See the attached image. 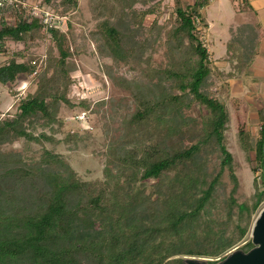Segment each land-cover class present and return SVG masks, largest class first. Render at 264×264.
I'll list each match as a JSON object with an SVG mask.
<instances>
[{"label":"trees","instance_id":"trees-1","mask_svg":"<svg viewBox=\"0 0 264 264\" xmlns=\"http://www.w3.org/2000/svg\"><path fill=\"white\" fill-rule=\"evenodd\" d=\"M42 1L60 15H69L78 6V0ZM208 3L209 0H194L191 4L173 0L170 12L173 25L164 43L169 51L180 54L182 66L154 68L151 76L172 81L179 93L151 98L131 92L136 109L129 120L139 126L149 121L160 123L165 112L179 110L184 96L189 94L192 101L205 110L202 138L172 153L157 155L151 147L143 155L133 157L131 151L125 160L139 169L141 180L159 179L165 172L193 161L202 148L212 142L219 152L218 172L206 187L192 194L185 206L168 210L160 223L141 224L127 230L118 227L126 213L115 209L107 212L109 222L105 220L95 225L100 212H106L111 204L109 192L100 184L94 187L81 180L64 164L60 154L44 148L36 164L11 152L0 151V264H186V258H168L174 254L219 256L251 229L264 200V118L258 129L251 167L253 173H258L254 178L256 190L250 202L236 204L233 195L238 179L225 133L231 119L229 107L215 92L204 89L213 66L200 40L196 19L201 28L207 26L200 10ZM152 12L146 9L140 15ZM141 20L139 18V25ZM41 29L44 27L37 18H30L20 7L13 8L0 21V53H8V42L28 47ZM72 31L70 20L65 21L64 30H49L58 55L53 54L52 48L48 50L45 69L35 74L38 77L35 90L18 100L13 115L0 118V145L16 139L41 145L56 141L44 131L35 132V128L57 122L61 104L74 105L70 96L71 86L76 83L71 74L75 68L71 60L74 52L67 46ZM91 35L99 41L97 47L101 54L129 67L141 60L149 43L148 37L139 40L135 29L122 27L108 17L97 21ZM33 59L34 56L20 50L10 53L8 59L0 63V83L11 84L20 75L32 74L36 70ZM116 83L129 89L125 79ZM85 100L79 102L86 106ZM230 101L235 103V100ZM237 131L238 134L245 131L244 125H238ZM224 170L232 182L228 205L230 209L237 206L234 230L228 236L217 231L211 238L193 243L195 232L191 228L212 199ZM254 214L257 215L253 218ZM245 244L248 249L242 251L254 247L251 237ZM226 255L218 260H207L206 264H216Z\"/></svg>","mask_w":264,"mask_h":264},{"label":"rangeland","instance_id":"rangeland-1","mask_svg":"<svg viewBox=\"0 0 264 264\" xmlns=\"http://www.w3.org/2000/svg\"><path fill=\"white\" fill-rule=\"evenodd\" d=\"M22 1L31 3L33 0ZM36 1L46 4L42 0ZM221 3L220 7L215 2L205 9V15L211 20L210 50L216 65L220 64L219 56L226 55L228 51L227 41L233 21L231 1L222 0ZM172 8L173 0H78L77 8L69 15H60L54 11L73 24V36L69 35L67 46L74 52L71 60L75 68L71 74L76 78V83L71 86L70 92L74 105L70 107L61 104L57 122L35 128V132L44 131L52 135L55 142L46 141L41 145L16 139L0 145L1 152H11L36 164L43 149H50L60 154L64 164L81 180L94 187L99 184L106 187L111 204L106 212L97 213L99 216L95 225L105 220L109 222L110 214L107 212L113 209L126 213L118 225L120 228L133 230L141 224L160 223L168 210L185 206L192 194L206 187L219 170V152L212 142L203 147L193 161L165 172L159 179L141 180L139 169L125 160L129 152L133 151V157L141 156L151 147L155 148L157 155L172 153L199 142L203 135L205 110L192 101L189 94L184 96V104L180 109L166 111L160 123L149 121L139 126L129 121L136 109L131 92L151 98H160L169 92L179 93L172 81L151 76L154 68L182 66L180 54L169 51L164 43L167 31L173 25L170 19ZM146 9H152L153 12L142 17L140 13ZM104 17L122 27L135 29L139 40L148 37L149 43L141 60L135 62L133 67L115 63L98 50L99 41L92 37L91 32L96 29L97 21ZM139 18H142L140 25ZM7 47V54L0 53V63L7 60L10 53L20 50L27 56L35 57L38 74L46 67L50 48L55 56L58 55L50 33L45 29L39 31V36L29 42L28 47L14 42H8ZM239 70L242 68L238 66L221 69L213 67L204 86L205 91L215 92L229 107L231 119L225 133L238 179V187L233 195L236 204L250 202L256 190L254 178L258 173H253L251 167L258 129L264 118L263 105L253 116L242 112L240 108L239 118L236 119L231 104L224 97L220 82L227 78V73L235 74ZM37 79V75L32 73L20 75L11 84L0 83V118L14 114L18 100L35 90ZM120 79L127 81L129 89L116 83ZM83 99H86V106L79 102ZM82 112L86 119L80 121L77 116ZM242 124L245 131L238 134L237 127ZM231 188L232 182L227 170H224L212 199L191 228L195 232L191 242L207 240L217 231L227 236L232 234L237 219V206L230 209L228 205ZM261 207H264V200ZM105 228L108 230V227ZM250 231L249 228L246 235L223 254L205 258L216 260L233 250L248 249L245 243L251 237ZM177 257L190 256L174 254L168 259Z\"/></svg>","mask_w":264,"mask_h":264},{"label":"crops","instance_id":"crops-1","mask_svg":"<svg viewBox=\"0 0 264 264\" xmlns=\"http://www.w3.org/2000/svg\"><path fill=\"white\" fill-rule=\"evenodd\" d=\"M221 1L209 0L200 10L207 24L203 33L207 39L210 64L219 69L226 66L242 68L220 82V88L228 99V104H231L236 119L239 118L240 108L243 109L242 112L253 116L264 105V0H229L232 4L233 21L227 41L228 51L226 55L219 56L220 64L216 65L210 50L211 20L205 15V9L215 2L220 7ZM222 84L224 87H221ZM230 100H235V103L232 104Z\"/></svg>","mask_w":264,"mask_h":264},{"label":"built area","instance_id":"built-area-1","mask_svg":"<svg viewBox=\"0 0 264 264\" xmlns=\"http://www.w3.org/2000/svg\"><path fill=\"white\" fill-rule=\"evenodd\" d=\"M15 7H20L26 11L30 18H37L43 25L44 29L49 32L52 28L65 29V16H59L54 10L46 4H41L40 1L33 0L31 3H25L22 0H0V21L4 16H8V13ZM14 20V18L12 19ZM197 30L200 33V40L202 45L207 49V39L204 35V28L199 26V20L196 19ZM202 29V31H199ZM32 64L37 65V60L33 59ZM36 74V70L33 72ZM86 119L85 113L82 112L77 116V119L82 121Z\"/></svg>","mask_w":264,"mask_h":264},{"label":"water","instance_id":"water-1","mask_svg":"<svg viewBox=\"0 0 264 264\" xmlns=\"http://www.w3.org/2000/svg\"><path fill=\"white\" fill-rule=\"evenodd\" d=\"M250 234L254 247L246 252L239 249L233 250L216 264H264V207L255 218ZM186 259V264H206L207 260H213L194 256Z\"/></svg>","mask_w":264,"mask_h":264}]
</instances>
